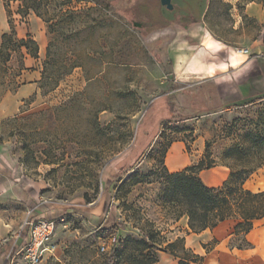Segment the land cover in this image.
Here are the masks:
<instances>
[{
    "label": "rangeland",
    "instance_id": "374dc122",
    "mask_svg": "<svg viewBox=\"0 0 264 264\" xmlns=\"http://www.w3.org/2000/svg\"><path fill=\"white\" fill-rule=\"evenodd\" d=\"M173 1L164 13L160 0H7L0 264L33 208L59 220L56 250L40 264H104L114 248H142L147 230L167 241L185 236L187 218L176 222L164 202L167 158L179 146L181 171L209 157L221 167L261 117L264 0H206L196 22L180 20L186 0ZM204 37L219 43L209 59ZM21 40H31L33 56L16 48ZM194 53L203 67L186 64ZM257 183L254 175L248 187L256 192ZM231 225L191 236L186 247L203 264L228 261Z\"/></svg>",
    "mask_w": 264,
    "mask_h": 264
},
{
    "label": "trees",
    "instance_id": "16d2710c",
    "mask_svg": "<svg viewBox=\"0 0 264 264\" xmlns=\"http://www.w3.org/2000/svg\"><path fill=\"white\" fill-rule=\"evenodd\" d=\"M10 40L9 35L3 36L2 55ZM30 42L21 40L16 48L25 49L33 56ZM253 127L225 154L221 166L229 169V176L220 186L209 187L199 176L201 172L218 166L210 157L208 163L203 160L179 172L171 173L165 167L168 188L164 202L173 210L176 222L187 218L185 236L167 241L158 232L142 231L143 239L138 242L142 248H114L104 264H157L159 253L172 256L178 264H203L204 257L186 247V236L212 231L226 221L235 222L230 249L253 248L247 236L259 221L264 220V191L249 190L246 183L264 167V111ZM108 207L109 202L106 201L104 214L108 212Z\"/></svg>",
    "mask_w": 264,
    "mask_h": 264
},
{
    "label": "crops",
    "instance_id": "0c3cea01",
    "mask_svg": "<svg viewBox=\"0 0 264 264\" xmlns=\"http://www.w3.org/2000/svg\"><path fill=\"white\" fill-rule=\"evenodd\" d=\"M6 3H7V0H0V48H1L2 42H3L2 41L3 35L7 34L10 31V25H9V21H8V13H7V9H6ZM11 3H13V1H11ZM177 147H178V149H177L178 155L182 158V161L185 162L186 158L182 155L181 148L179 146H177ZM172 150H173V148L170 150V153ZM186 166H187V164H185L184 166H182L180 168L175 169L172 172H179L182 169H184ZM257 175H258V183H257L258 186L256 188V192L264 191V167L262 169H260L255 174V176H257ZM199 176L202 179V181L205 183V185H207L209 187H217V186H220L225 180H227V178L229 176V169L221 166V167L213 168L209 171H203L200 173ZM249 182H250V180L246 183L247 189L252 190L248 187ZM44 211L48 212L49 210H47L46 208L43 207V208H41L39 214H41L42 216H45V217H48L49 215H51V214H45ZM185 222L186 223L184 225V230L186 231V230H188L187 220H185ZM227 223H232L231 226H228L227 232L233 233L235 222L234 221H226V222L220 224L214 230H212V231L207 230L201 234H205V233L209 232L210 236H214L215 231L219 227H221ZM259 224L261 225V227L259 229H257V225H259ZM201 234L187 235L186 236V242L189 241V238L191 236H198ZM247 239L252 244L253 248L248 249V250H238V249L231 250L230 249V254H229L230 260L219 261L216 259V260L208 262L207 264H264V220H261L256 224L254 230L247 236ZM0 240H1V238H0ZM23 242H24V238H21L20 241L18 242V244H16L17 248H14L12 250L13 244H10L11 247L5 248L2 250V254L5 253L4 255L6 256V258H7V255L9 254V252L12 251V257H11L12 259L7 260L5 258L3 263L5 261H9L10 264H17L18 263L19 258H20L19 254H18V251L20 248H18V247H20L23 244ZM160 255L162 258L163 257L167 258L168 256H170V255H167L165 253H160ZM169 261H172V260H169ZM169 261H167V262H169ZM161 264H163V262ZM177 264H178V261H177Z\"/></svg>",
    "mask_w": 264,
    "mask_h": 264
},
{
    "label": "built area",
    "instance_id": "2783aa9c",
    "mask_svg": "<svg viewBox=\"0 0 264 264\" xmlns=\"http://www.w3.org/2000/svg\"><path fill=\"white\" fill-rule=\"evenodd\" d=\"M241 53L247 52L241 51ZM38 210L35 208L30 210L28 219L22 227L20 239L24 238V242L18 247L20 248L18 251L20 258L17 264H40L46 253H53L56 250V247L51 246L50 242L59 220L49 219L41 214H36ZM14 248H17L16 244L12 246V250ZM105 251L106 249L103 247L102 252ZM11 257L12 251L9 252L6 259L10 260L12 259Z\"/></svg>",
    "mask_w": 264,
    "mask_h": 264
},
{
    "label": "bare ground",
    "instance_id": "6f19581e",
    "mask_svg": "<svg viewBox=\"0 0 264 264\" xmlns=\"http://www.w3.org/2000/svg\"><path fill=\"white\" fill-rule=\"evenodd\" d=\"M202 44L205 45V50L207 52L206 55H207V58L209 59L212 56V52L215 50L216 45L219 43L211 37L210 38L204 37L202 40ZM242 54H244V53L237 52L238 56H242ZM189 59L193 60L194 64L197 67H203V60L204 59L201 56L196 55V53L192 54L191 58L190 57L188 58L186 64L189 63V61H190ZM237 66H238L237 63L235 64L234 62H232L231 66H229V65L227 66V64H223V66H220L219 69L228 70L229 68H236ZM196 70H198V69H196ZM203 70H205V69H203ZM208 70H209L210 74H216V66L210 65ZM177 149H178V147L174 146L173 150L171 151V153L169 154V156L167 158V166L171 172L174 171L175 169L180 168V167L184 166L185 164H187L186 161L185 162L182 161V158L177 153Z\"/></svg>",
    "mask_w": 264,
    "mask_h": 264
},
{
    "label": "flooded vegetation",
    "instance_id": "af4514ba",
    "mask_svg": "<svg viewBox=\"0 0 264 264\" xmlns=\"http://www.w3.org/2000/svg\"><path fill=\"white\" fill-rule=\"evenodd\" d=\"M172 4L174 6V9L172 11H169L166 7H163L164 13H173L175 11V7L177 6L173 0ZM161 2V1H160ZM206 5V0H186L180 4V20L189 22V21H197L200 19L204 13Z\"/></svg>",
    "mask_w": 264,
    "mask_h": 264
},
{
    "label": "water",
    "instance_id": "95a60500",
    "mask_svg": "<svg viewBox=\"0 0 264 264\" xmlns=\"http://www.w3.org/2000/svg\"><path fill=\"white\" fill-rule=\"evenodd\" d=\"M161 1V5L163 7H166L169 11H172L174 9V6L172 4L171 0H160ZM135 27H139L138 24H134Z\"/></svg>",
    "mask_w": 264,
    "mask_h": 264
}]
</instances>
